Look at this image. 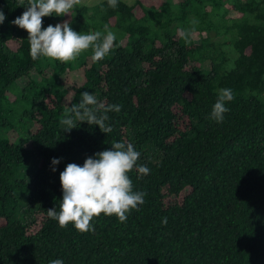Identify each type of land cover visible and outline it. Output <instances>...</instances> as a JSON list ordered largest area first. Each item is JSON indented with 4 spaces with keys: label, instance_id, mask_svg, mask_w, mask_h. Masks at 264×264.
Returning <instances> with one entry per match:
<instances>
[{
    "label": "trees",
    "instance_id": "16d2710c",
    "mask_svg": "<svg viewBox=\"0 0 264 264\" xmlns=\"http://www.w3.org/2000/svg\"><path fill=\"white\" fill-rule=\"evenodd\" d=\"M26 5L0 0V264H264V0H99L42 18V30L70 20L115 33L99 62L91 49L33 60L11 23ZM222 88L234 99L217 123ZM83 91L121 106L107 113L111 132L74 116L64 131ZM115 142L150 169L128 173L145 202L126 222L101 213L93 231L61 228L47 216L60 172Z\"/></svg>",
    "mask_w": 264,
    "mask_h": 264
},
{
    "label": "clouds",
    "instance_id": "9594fccd",
    "mask_svg": "<svg viewBox=\"0 0 264 264\" xmlns=\"http://www.w3.org/2000/svg\"><path fill=\"white\" fill-rule=\"evenodd\" d=\"M23 3V0H21ZM119 0H108V6L115 9ZM81 0H27L26 10L16 17L11 23L27 32L29 41V54L33 60L41 57L53 61L70 62L76 60L81 53L91 49L92 60L99 62L113 50L116 35L108 31L106 35L100 31L81 34L72 30L70 20L49 24L42 30V18L49 16H69ZM6 16L0 10V24ZM181 36L187 40V33L181 30ZM82 100L79 104L69 107L67 115L61 123L66 125L64 131H69L73 126V116L80 122L96 125L103 133L112 131L106 124L109 119L107 113L119 112L120 105L104 104L88 91L81 93ZM234 99L230 88L219 90L217 100L211 110V118L217 123H222L224 114L229 111L226 104ZM140 153L132 144L115 142L110 150L97 152L92 157H87L82 166L69 163L60 172L59 179L62 190L59 210H47V216L56 220L61 228L72 223L74 228L81 233L93 231L91 221L101 213L106 216L115 215L120 222H126L128 214L138 210L142 205L146 193L134 191V186L128 175L134 168L142 175H148L147 166L138 165ZM60 163V158H53L51 165ZM53 172L56 171L52 167ZM166 223V218L164 220ZM49 264H64L62 259H55Z\"/></svg>",
    "mask_w": 264,
    "mask_h": 264
},
{
    "label": "rangeland",
    "instance_id": "374dc122",
    "mask_svg": "<svg viewBox=\"0 0 264 264\" xmlns=\"http://www.w3.org/2000/svg\"><path fill=\"white\" fill-rule=\"evenodd\" d=\"M97 1H99V0H81V4L91 5ZM123 1L126 3H130L132 0H123ZM22 174L26 178L25 174L24 173H22Z\"/></svg>",
    "mask_w": 264,
    "mask_h": 264
}]
</instances>
